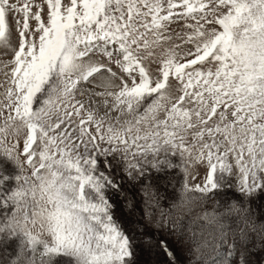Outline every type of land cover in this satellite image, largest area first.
<instances>
[{"label": "snow or ice", "instance_id": "6c2138e0", "mask_svg": "<svg viewBox=\"0 0 264 264\" xmlns=\"http://www.w3.org/2000/svg\"><path fill=\"white\" fill-rule=\"evenodd\" d=\"M0 56V264H264V0H0Z\"/></svg>", "mask_w": 264, "mask_h": 264}, {"label": "trees", "instance_id": "16d2710c", "mask_svg": "<svg viewBox=\"0 0 264 264\" xmlns=\"http://www.w3.org/2000/svg\"><path fill=\"white\" fill-rule=\"evenodd\" d=\"M7 168H8V170H9V171H11V170H13V171H14V169H13V168H11V167H10V166H8V165H7ZM13 171H12V172H13ZM177 171H179V170H177ZM12 172H11L10 174H12ZM176 187H177V189H178V188H179V185H177ZM170 191H171V189H170ZM165 206H166V205H165Z\"/></svg>", "mask_w": 264, "mask_h": 264}, {"label": "rangeland", "instance_id": "374dc122", "mask_svg": "<svg viewBox=\"0 0 264 264\" xmlns=\"http://www.w3.org/2000/svg\"><path fill=\"white\" fill-rule=\"evenodd\" d=\"M2 58H4L3 56H0V59H2ZM8 166H10L11 168H12V166L11 165H8ZM7 167V166H6ZM13 170H11V171H8V174H10L11 172H12Z\"/></svg>", "mask_w": 264, "mask_h": 264}]
</instances>
